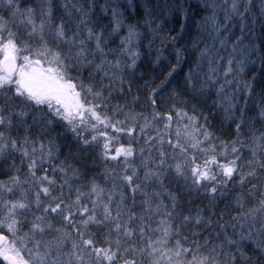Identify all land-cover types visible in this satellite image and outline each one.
Here are the masks:
<instances>
[{"label": "snow or ice", "instance_id": "6c2138e0", "mask_svg": "<svg viewBox=\"0 0 264 264\" xmlns=\"http://www.w3.org/2000/svg\"><path fill=\"white\" fill-rule=\"evenodd\" d=\"M0 264H264V0H0Z\"/></svg>", "mask_w": 264, "mask_h": 264}]
</instances>
